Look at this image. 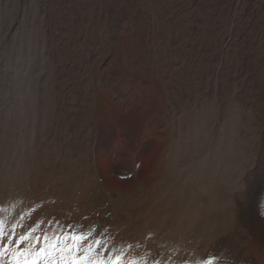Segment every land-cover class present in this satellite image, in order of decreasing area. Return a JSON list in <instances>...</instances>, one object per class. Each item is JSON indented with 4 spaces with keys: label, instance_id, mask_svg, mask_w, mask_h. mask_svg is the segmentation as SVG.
<instances>
[{
    "label": "rangeland",
    "instance_id": "374dc122",
    "mask_svg": "<svg viewBox=\"0 0 264 264\" xmlns=\"http://www.w3.org/2000/svg\"><path fill=\"white\" fill-rule=\"evenodd\" d=\"M41 3L0 0V131L11 127L14 132L12 164L7 169L12 177L14 200L11 207L8 202L4 209L7 212L9 207L15 208L21 222L30 224L36 252L56 236L82 234L88 236L82 248L92 243L95 248L94 242L100 241L101 247L96 251L106 258L123 251L122 264L132 260L204 264L209 259L213 264H226L233 257L240 259L236 241L243 240L230 234V220L223 213L229 205L227 195L240 189L238 177L247 162V149L258 148L257 126L246 119L245 112L222 97L216 74L208 80L196 76L195 67L188 73L189 81L181 87L178 100L157 77L146 73L134 88L125 83L118 90H95L96 119L105 143L104 151L94 157L98 184L113 194L136 193L139 184L151 187L163 179L165 185L161 200L148 198L129 205L125 219L116 214L115 205H107L106 209V204H101L103 208L98 204L99 219L91 226L96 231L90 230L83 211L85 200L76 193L84 177L79 167L83 136L79 116L85 106L86 83L77 70L79 51L54 48L46 39L41 27ZM106 72L104 68L103 74ZM165 110L166 128L159 131L155 123ZM1 124H6V128ZM147 132L156 141L145 149ZM260 137L263 145L255 150L264 158V136ZM128 162L134 166L133 176L115 172V166ZM38 178L41 191L27 207ZM2 179L0 183L4 185ZM145 220L161 227L145 228ZM256 226L258 233L264 235V205L258 211ZM145 230L152 232L149 237ZM228 233L230 238L225 240ZM21 235L15 239L19 241ZM45 235L49 237L47 242ZM215 236L222 239L221 245L208 254L203 248ZM3 247L0 239V249ZM253 253L257 264H264V254L258 249ZM42 262L43 258L39 264Z\"/></svg>",
    "mask_w": 264,
    "mask_h": 264
},
{
    "label": "bare ground",
    "instance_id": "6f19581e",
    "mask_svg": "<svg viewBox=\"0 0 264 264\" xmlns=\"http://www.w3.org/2000/svg\"><path fill=\"white\" fill-rule=\"evenodd\" d=\"M41 1L39 10L42 14L43 26H40L45 29L46 39L54 44V48L79 51L76 56V58L79 56L77 61L79 72H77L86 83L85 106L79 116L82 122L81 130H83L79 167L84 177L76 193L81 200H85L83 211L90 228L96 218L99 219L98 204H106V209L109 207L107 205H115L114 209H117V212L112 209L113 213L116 212L120 216L125 214L127 217L125 212L129 205L143 203L142 200L145 201L148 198L161 200L165 185L163 179L151 187L139 184L136 193L113 194L106 192L98 184L94 157L98 151H104L105 143L96 119L95 90L111 87L118 90L125 83H129L134 88L135 82L143 77V73H146L157 77L164 87L166 86L169 94L178 100L179 91L186 83L188 73L195 67V75L199 74L202 78L208 79L216 74L222 97L240 112H245L248 121L256 124L255 144L258 148L254 147L260 149V145H263L260 135L264 136V0ZM72 52L69 53L70 57ZM104 68L107 70L106 74H103ZM113 96L117 97L114 93ZM167 119L168 114L165 110L155 123L157 130H165ZM1 126L6 128V124ZM2 130L0 131V180L4 178L5 183L4 185L0 183V229L3 230L0 239L4 246H8V254L4 255L0 262L9 264L14 251L26 254L20 257L21 260L32 259L36 248L34 243H31L34 235L32 236V230L28 227L30 224L27 225V221L22 223L20 212L13 207L10 208L14 200L12 191L14 186L7 169L12 164L10 160L14 132L11 127ZM153 141L156 140L150 133H145L143 144L145 149L149 148ZM255 148H248L246 151L247 162L242 166L241 176L238 177L241 183L239 191L225 198L229 205L225 206L223 215L230 220V234H237L243 240V242L236 241L237 247L234 245L237 248L234 249L241 255L240 259H236L237 257L229 259L227 256L229 261L226 259V264H241V261L244 264H257L253 251L258 249L261 254H264V235L258 233L256 226L258 211L264 205V158L260 157ZM114 170L117 174L129 177L135 174L132 162H128L125 166H115ZM34 183L27 207L30 201L32 202V198H37L41 191L39 178ZM8 202L10 207L6 208V212L4 207ZM104 205H101L102 208ZM148 221H141L145 228L161 227L154 223L152 225L151 221ZM93 229L90 230L95 232L96 229ZM148 231L145 230L144 233H147L149 237L152 232L149 234ZM19 233L23 236L31 235L29 241L17 247L18 240L15 236ZM228 236H230L229 233L226 237L224 236L225 240L230 238ZM215 237L212 239L213 242L210 241L212 243H207L208 245L203 248L208 254L213 253L216 247L221 245L222 239ZM9 240L12 241L10 245ZM100 256L102 259H107L103 255ZM148 262V260L146 263L140 261L136 264L151 263Z\"/></svg>",
    "mask_w": 264,
    "mask_h": 264
},
{
    "label": "snow or ice",
    "instance_id": "6c2138e0",
    "mask_svg": "<svg viewBox=\"0 0 264 264\" xmlns=\"http://www.w3.org/2000/svg\"><path fill=\"white\" fill-rule=\"evenodd\" d=\"M3 234V230L0 229V235ZM24 235L17 241V247L26 241H29V236ZM88 236L81 235H65L56 236L52 238L50 243H46L45 247L40 248L32 259L25 258L21 260V256H26L25 253L13 252L9 259V264H39V260L43 258L44 264H122V257L124 256L123 251H119L115 256H108L107 259H102L100 254L96 252V249L101 247L100 241H95V248L93 245H88L82 248L81 244L86 241ZM39 241V237L36 238ZM44 240L49 241V237L45 235ZM71 243H68V241ZM11 240L8 241L10 245ZM78 252H82L83 255H77ZM8 253V246L6 245L0 249V258ZM56 253H59L57 258ZM95 253V254H94ZM129 264H136L134 260L129 261ZM204 264H213L212 259L204 262Z\"/></svg>",
    "mask_w": 264,
    "mask_h": 264
}]
</instances>
